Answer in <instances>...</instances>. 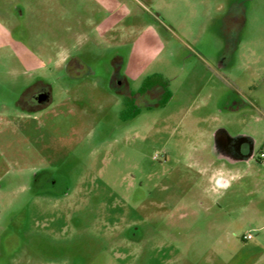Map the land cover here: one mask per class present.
<instances>
[{
    "label": "rangeland",
    "instance_id": "374dc122",
    "mask_svg": "<svg viewBox=\"0 0 264 264\" xmlns=\"http://www.w3.org/2000/svg\"><path fill=\"white\" fill-rule=\"evenodd\" d=\"M262 155L264 0H0V264H264Z\"/></svg>",
    "mask_w": 264,
    "mask_h": 264
},
{
    "label": "flooded vegetation",
    "instance_id": "af4514ba",
    "mask_svg": "<svg viewBox=\"0 0 264 264\" xmlns=\"http://www.w3.org/2000/svg\"><path fill=\"white\" fill-rule=\"evenodd\" d=\"M64 65L69 67L77 68L80 64L77 57L67 56L66 59H64ZM117 72L114 71L112 76V81L115 82V84H118L119 81L126 84V79L122 76L121 78L117 77ZM37 85H40L44 88L45 95L50 91V86L48 83L42 82L41 80L38 81ZM32 91V88H29L26 92ZM21 101H23V97L21 98ZM30 101V102H29ZM130 102V98L127 94L124 93V103L128 104ZM48 103L47 100H39L35 99L33 100H27V104H25L26 108L31 110H37L41 107H44ZM212 143L209 147L211 150L210 152L214 154V158L220 157L223 160H227L230 162L235 161H246L249 162L250 160H254L255 156L252 154L251 151V143L250 141H242V137H235L234 139L230 137L224 130L218 129L212 133ZM261 157H264L262 155ZM256 159V158H255ZM215 161V160H213ZM214 163V162H213ZM222 176L216 177L214 182L221 185L225 179H222ZM223 185V184H222ZM252 238V236L250 237ZM248 238V239H250ZM247 239V238H244Z\"/></svg>",
    "mask_w": 264,
    "mask_h": 264
},
{
    "label": "built area",
    "instance_id": "2783aa9c",
    "mask_svg": "<svg viewBox=\"0 0 264 264\" xmlns=\"http://www.w3.org/2000/svg\"><path fill=\"white\" fill-rule=\"evenodd\" d=\"M251 237V234H248V235H246V236H244V238H250Z\"/></svg>",
    "mask_w": 264,
    "mask_h": 264
},
{
    "label": "crops",
    "instance_id": "0c3cea01",
    "mask_svg": "<svg viewBox=\"0 0 264 264\" xmlns=\"http://www.w3.org/2000/svg\"><path fill=\"white\" fill-rule=\"evenodd\" d=\"M214 175V177L218 176V174H211V176ZM213 177V176H212Z\"/></svg>",
    "mask_w": 264,
    "mask_h": 264
}]
</instances>
